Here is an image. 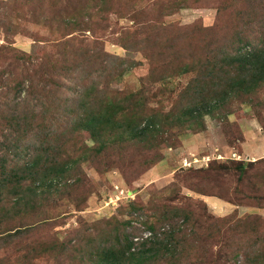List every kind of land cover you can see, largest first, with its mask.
<instances>
[{"label":"rangeland","instance_id":"obj_1","mask_svg":"<svg viewBox=\"0 0 264 264\" xmlns=\"http://www.w3.org/2000/svg\"><path fill=\"white\" fill-rule=\"evenodd\" d=\"M1 2L7 3L8 0H0ZM9 2H17L14 4L17 5V10L10 15L9 19L0 18L1 25L10 23L11 26L10 30L0 26V47L10 46L14 51L9 55L13 57L15 55L21 57L22 52L40 57L43 52H50L52 43L60 39L61 25L51 24L49 20L51 11L40 10L33 14L32 7L42 5L43 9H47L48 6L56 9L68 6L69 3H77L78 0H32L30 3L27 0H9ZM150 2L121 0L127 10H123L117 4L91 6L82 14V17L87 20L92 10L96 14L89 23L91 24L89 28L81 32L79 36L85 41L87 50L81 51L82 54H79L75 60V62L78 59L83 61V72L75 67V70H78L75 74H67L66 70L61 71L58 68L57 74L62 75L63 79L66 77L64 79L66 82L76 74L82 76L81 83L94 89L91 92L93 96L83 100L79 108L84 103L88 105L87 109L96 107L97 117L100 118V111H102V121L120 120L123 126L129 124L132 118L135 119L141 110L135 106L120 110L113 105L95 103V89L133 90L139 89L141 85L146 90L152 88L151 92L156 91L157 96L150 104L154 111L149 114L158 115L155 118L161 120V124H165L164 130L177 132L179 128L176 120L178 121L180 117L181 119L189 117L181 111L182 98L179 94L195 76L193 71L181 72L178 64L179 59L190 60L192 53L189 49H192L194 45L193 37L188 31L183 33L177 47L178 51L181 48L186 50L178 54L176 50L164 49L166 37L160 34L159 38L158 33L154 31L161 25L170 26L173 29L169 30L168 36H172L179 32L174 29L175 26L189 27L194 23H200L206 27L214 26L221 7L225 8L226 17L234 16L238 12L246 11L254 0H185L183 4L185 7L179 9L176 4L168 8L171 4L170 0H163L161 5L141 14L138 21L146 20L147 22L139 26L140 33L137 35V41L144 42L153 38L156 42L160 40L162 44L161 55L158 54L155 58V67L160 69L162 67L165 77L158 82L155 81L159 69L151 71L150 60L143 55L142 49L136 51L137 46L124 44L128 43L130 34L126 32V28L137 24L129 12L146 7ZM21 6H24V9H21ZM160 6L166 8L161 10ZM7 7L8 5L2 4L0 13L8 10ZM99 7L101 12H98ZM254 7L257 17L261 16L260 18L264 20V0H255ZM39 15L47 16H43L41 20ZM168 44L172 45L170 42ZM142 47L147 48V45L144 44ZM63 51V48L57 47L56 51H51V55L54 56V60L58 59L60 63L63 61V65L66 66L65 56L58 55V52ZM124 59L132 61L133 64L129 69L126 63L120 62ZM11 62H15L19 67L16 70H8ZM22 64L23 59L0 60V142L12 148L15 145L20 146L17 155L8 160V166L27 160L33 149L38 146L41 148L53 146L50 118L56 113L57 105L51 104V101L47 111L46 105L41 110H35L34 115L39 114V120L28 119L27 126L31 124L32 127L27 128L25 134H22L24 128H18L15 122L10 124L11 115H17V110L23 109L22 105L15 106L16 101L19 102L20 92L15 94L13 89L15 83L21 78ZM119 64L120 67H118ZM114 68L119 71L116 75L110 73ZM38 88L41 89V86L39 85ZM76 91L77 89L66 91V95H74ZM257 98L261 103L255 99V94L244 95L240 103L229 106L228 109L232 111L229 115L220 108L214 109L204 116V128L200 124L193 128L180 129L178 146L159 145L152 139H146L140 144L116 143L105 152L99 164H96V161L102 156L98 157L93 151L98 144L92 132L83 128L69 132L70 136L66 138L63 147V157L64 160L72 161V164L66 165L63 170H69L77 160L82 162L75 165L72 172H67L63 176L64 188L61 195L55 199L43 201L45 206H36L33 213L34 220L47 218L46 225L31 230L12 242L10 240L7 244L0 245V264H125L120 249L125 247L130 235L133 234L134 241L137 242L139 238L141 240L142 237L155 232L145 227L146 221L161 222L164 221L163 216L167 214L181 222L184 221L182 224L187 222L192 225L191 219L189 221L184 219L185 215L178 218L175 212H167L162 207L156 211L155 208L160 205L171 207L179 203L175 198L176 193L162 190L171 186L178 175L185 174L187 172L185 169H189L181 165V158L184 156L195 154L200 157L219 150L228 156L231 151H236L246 162L264 158L263 93L262 96L258 94ZM26 109H30L28 104ZM160 129L162 127L159 126ZM231 132H234L233 135H230ZM109 133L111 132H104L105 135ZM196 136L200 138L196 139ZM70 137L71 140H69ZM186 139H190L188 140L190 147L185 146ZM154 148L160 149L162 159L152 164L142 175L135 177L137 163L150 157ZM106 162L108 164H105ZM123 167H129L132 174L126 177L122 171ZM55 171L56 169L49 170V174L53 175ZM52 185L54 186L55 183ZM122 191L124 192L121 193ZM11 193L17 192L12 190ZM261 194H264V191ZM180 195H185L191 198L190 200L202 201L207 205L208 212L202 214L201 218L205 221L209 217L208 220L203 222L199 217L203 223H211L212 217L222 218L230 214H236L239 217L255 215L264 221V208L236 206L215 196L214 200H211L207 195L196 193L186 187L182 188ZM136 228L141 229L142 232L137 233ZM260 234L264 236V225ZM55 239H58L59 244L66 243L68 246L60 257L48 255L42 251L44 245L40 241L48 244L47 246H55L53 244ZM259 262L264 263V255Z\"/></svg>","mask_w":264,"mask_h":264},{"label":"trees","instance_id":"obj_2","mask_svg":"<svg viewBox=\"0 0 264 264\" xmlns=\"http://www.w3.org/2000/svg\"><path fill=\"white\" fill-rule=\"evenodd\" d=\"M31 1L27 0L29 3ZM162 1L147 0L150 3L146 7L129 12L137 24L126 28V32L130 34L128 43H124L127 46H137L136 51L142 49L143 55L150 60L152 72L159 69L155 82L165 77L162 67L161 69L155 67V58L158 54L161 55L162 44L160 40L156 42L153 38L144 42H138L136 38L140 33L139 26L147 22L146 20L138 21L139 16L161 5ZM184 2L185 0H170L171 4L168 8L173 4H176L178 9L185 7ZM16 3H10L9 0L7 3H0V6L8 5V10L0 13L2 20L9 19L10 15L14 14L17 10V5H14ZM101 4L108 6L117 4L123 10H127L121 0H78L77 3L64 6L65 8L56 9L49 6L43 9L42 5H35L32 7L33 14L40 10L51 11L49 17L51 24L61 25L60 39L52 43L50 52H43L40 57L22 52V54L19 53L21 57L17 55L13 57L9 55L14 51L10 46L0 47V60L23 59L21 78L13 87L15 94L20 92L19 102L16 101L15 106L22 105L23 109L17 110V115H11L10 124L15 122L18 128H24L22 134H25L27 128L32 127L31 124L27 126L28 119L39 120V114L34 115L36 109L41 110L46 105L47 111L50 101L51 104L57 105L56 113L50 118L53 146L48 148L38 146L33 149L27 160L8 166V160L17 155L20 146L15 145L12 148L0 142V245L7 244L10 240L12 242L29 231L46 225L47 218L34 220L33 213L36 206H45L43 201H49L61 195L64 188L63 176L67 172H72L75 165L82 162L77 160L69 170H63L66 165L72 164V161L64 160L63 157V147L66 138L70 136L69 132L78 128L92 132L98 144L93 151L98 157L102 156L96 161V164H99L105 152L116 143L140 144L146 139H152L159 145L178 146L180 129L193 128L200 124L204 128V116L214 109L220 108L229 115L232 112L228 109L229 106L240 103L244 95L255 94V99L259 100L257 95L262 96L263 93L264 97V20L260 18L261 16L257 17L254 0L246 11L238 12L234 16L226 17L225 8L221 7L214 26L206 27L200 23H194L189 27L175 26L174 29L179 32L172 36H168L169 30L173 29L170 26L161 25L154 31L158 33L159 38L160 34L166 37L164 49L176 50L178 54L186 50L181 48L178 51L177 47L183 33L188 31L193 37L194 45L192 49H189L192 53L190 60L179 59L178 64V68L183 73L195 72L190 83L179 94L182 98L181 111L189 116L187 119L180 117L178 121L176 120L179 131L164 130L165 124H161V120L155 118L158 115L149 114L154 111L150 104L156 98L157 92H151L152 88L146 90L143 85L133 90L95 89V103L113 105L120 110H127L132 106L141 110L135 119L132 118L129 124H125L126 126H123L120 120L102 121V111H100V118L97 117L96 107L87 109L88 105L84 103L79 108L83 100L93 96L91 92L94 88L81 83L83 77L79 74L72 76L66 82L64 80L66 77L63 79L57 72L59 69L66 70L67 74H75L78 70L83 72V61L78 59L75 62V60L79 54H82L81 51L87 50V45H84L85 41L79 36L81 32L89 28L91 25L89 23L92 22L96 13L92 10L87 20L82 17V14L91 6ZM100 8L98 12H101ZM165 8L160 6L161 10ZM21 9H24V6H21ZM43 16L47 15H39L41 20ZM2 24L4 25L0 24V26L10 30V23ZM169 42L172 43L171 46ZM144 44L147 48L142 47ZM57 47L64 49L62 53L58 52V55L65 56L66 66L63 65V61L60 63L51 55V51H56ZM120 62L126 63L128 69L133 64L130 59ZM189 65L190 67L187 68ZM17 67L19 66L15 62H11L8 70H16ZM75 67L78 70H75ZM118 72L117 68L110 71L114 75ZM63 80L64 83H62ZM39 85L41 89L38 88ZM76 89L74 95H66V91ZM259 102L261 103L260 100ZM251 103L254 105L253 101ZM27 104L30 109H26ZM33 126L37 127V125ZM159 126L162 129L159 130ZM106 131L111 133L105 135ZM233 133L231 132L230 135ZM152 150L154 152L150 157L137 163L135 177L142 175L152 164L162 159L160 149ZM52 169H56L53 175L49 174V170ZM185 170L187 171L185 174L178 175L171 186L162 190L176 193L175 198L179 203L171 207L160 205L155 209L157 211L162 207L167 212L173 211L178 218L185 215L184 219L188 221L191 219L192 225L187 222L182 224L184 221L181 222L167 214L163 216L164 221L151 223L146 221L145 227L155 232L142 237L141 240L139 238L137 242L134 241L135 236L130 235L125 247L120 249L125 264H264L259 262L264 255V236L260 234L264 221L255 215L239 217L236 214H230L222 218L212 217L214 223H203L209 218L205 221L201 218L202 214L208 212L207 205L202 201L190 200L191 198L180 195L182 188L186 187L196 193L209 197L215 196L236 206L264 208V194H261L264 191V158L247 162L234 159L213 160L207 168ZM122 171L126 177L132 174L129 167H123ZM12 190L17 193L12 194ZM199 217L203 222L199 220ZM135 231L142 232L139 228ZM40 243L44 245L42 251L52 256L60 257L68 249L66 243L59 244L58 239L53 242L55 246H47L48 244L43 241ZM241 257L242 260H240Z\"/></svg>","mask_w":264,"mask_h":264},{"label":"built area","instance_id":"obj_3","mask_svg":"<svg viewBox=\"0 0 264 264\" xmlns=\"http://www.w3.org/2000/svg\"><path fill=\"white\" fill-rule=\"evenodd\" d=\"M225 159L242 160V157L236 151H231L228 156L217 150L212 154H205L200 157L196 156L195 154L184 156L183 158H181V165L187 168H201L207 167L212 160L223 161ZM123 192L124 191H122L121 193Z\"/></svg>","mask_w":264,"mask_h":264},{"label":"crops","instance_id":"obj_4","mask_svg":"<svg viewBox=\"0 0 264 264\" xmlns=\"http://www.w3.org/2000/svg\"><path fill=\"white\" fill-rule=\"evenodd\" d=\"M248 137L250 138V135H249ZM248 137H247V138H248ZM195 138H196V139H199L200 137H199V136H196ZM188 140H190V139H186V140L184 141V143H185V146L190 147V143H188ZM208 198L211 199V200H214L213 197H209V196H208Z\"/></svg>","mask_w":264,"mask_h":264}]
</instances>
